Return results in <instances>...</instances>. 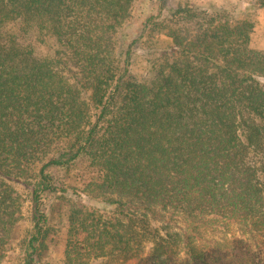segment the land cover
Segmentation results:
<instances>
[{"label": "trees", "instance_id": "obj_1", "mask_svg": "<svg viewBox=\"0 0 264 264\" xmlns=\"http://www.w3.org/2000/svg\"><path fill=\"white\" fill-rule=\"evenodd\" d=\"M134 2L0 0V264L24 215L16 184L33 204L22 264H37L53 193L72 197L67 264H264V51L250 47L253 26L179 13L172 53L144 82L130 71L140 37L124 27ZM82 159L94 177L61 187L53 170ZM151 222L166 234L150 239ZM220 229L232 238L203 244Z\"/></svg>", "mask_w": 264, "mask_h": 264}, {"label": "rangeland", "instance_id": "obj_2", "mask_svg": "<svg viewBox=\"0 0 264 264\" xmlns=\"http://www.w3.org/2000/svg\"><path fill=\"white\" fill-rule=\"evenodd\" d=\"M194 13L208 16L225 14L231 21H248L253 29L250 36V47L256 51H264V5L255 0H135L128 22L124 27L128 28L131 37H140L133 48L134 54L131 60V73L140 81L151 82L156 78L155 64L162 63L166 55L172 53L173 39L170 30L181 26L182 14ZM179 26V27H178ZM190 27V31L195 26ZM53 42V41H52ZM51 45H37L38 56L50 54ZM96 170L91 167L87 159H82L69 168L54 169L53 175L61 187L70 189L82 187L95 175ZM58 185V186H59ZM59 186V187H60ZM16 190L23 199V218L16 225L8 247V253L2 264H22L23 240L33 228V204L30 201L28 191L21 185H15ZM72 197L68 194H48L45 198L43 211L47 215V237L39 247L36 256L37 264H67L65 251L67 247V233L69 228L68 213L71 208ZM162 222H151L150 239L156 237L155 230L161 235L166 231L161 228ZM173 231H178L174 228ZM234 231L220 229L207 234L204 245L207 247L218 243L227 242L232 238ZM152 244L146 239L145 255L150 256ZM176 259L182 263L187 256L184 245L178 242ZM178 256V257H177ZM104 259H96L88 264H104ZM146 264H154L152 260ZM127 264H137L129 262Z\"/></svg>", "mask_w": 264, "mask_h": 264}]
</instances>
